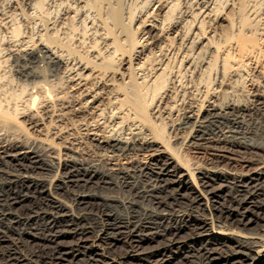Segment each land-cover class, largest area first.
<instances>
[{"label":"bare ground","instance_id":"1","mask_svg":"<svg viewBox=\"0 0 264 264\" xmlns=\"http://www.w3.org/2000/svg\"><path fill=\"white\" fill-rule=\"evenodd\" d=\"M219 1L0 0V264H264V0ZM178 109L200 166L165 132Z\"/></svg>","mask_w":264,"mask_h":264},{"label":"rangeland","instance_id":"2","mask_svg":"<svg viewBox=\"0 0 264 264\" xmlns=\"http://www.w3.org/2000/svg\"><path fill=\"white\" fill-rule=\"evenodd\" d=\"M219 1V0H218ZM221 1V0H220ZM217 2V7L218 8H221L223 5L221 4V2ZM222 3H223V1H222ZM2 4V3H1ZM0 4V14H2V13H4V9H5V12H7L6 10H8V9H6V7H7V5L6 4H4V5H1ZM53 4L54 3H52V6L50 5V7L52 8V7H55V8H53L52 9V11H51V8L49 9V11H50V14H51V16L50 17H55L56 15L54 14L55 12H57L58 11V6L56 5V3H55V5L53 6ZM224 4V3H223ZM4 6V7H3ZM57 7V8H56ZM3 9V10H2ZM57 10V11H56ZM59 12V11H58ZM53 13V14H52ZM54 15V16H53ZM35 28H34V27ZM30 28H31V30H30ZM37 27L34 25V24H30V25H28V29L26 28V30H24L23 31V29H24V27H19V33H24L25 32V34H29V33H33L34 32V29H36ZM35 32H37V29L35 30ZM35 32H34V34H35ZM87 34L88 35H91V32H87ZM88 38H87V40H88V42H87V40L85 41V43H86V45L88 44V43H91V40L93 41V39H91L92 38V36H87ZM5 38V39H4ZM7 41V36H6V32H5V34H4V31H1L0 30V51H1V53H3L4 55H5V49H6V42ZM90 45V44H89ZM99 47H100V45H98ZM5 47V48H4ZM3 54H1V57H2V55ZM3 55V56H4ZM35 59L33 58V62H35V63H37V60H35ZM8 62V61H7ZM41 64V63H40ZM43 64V63H42ZM41 64V65H42ZM45 66H43V68H44ZM44 71H46V72H48L49 71V73H53L55 70H54V68H52V67H46V69H43V72ZM10 80V81H9ZM8 81H9V83H11L12 82V85L11 84H9L10 86L8 87V90H7V92H9V93H11V94H13V95H15L16 93H22V90L25 88L22 84H26V82L24 81H16L15 79H13V77H9L8 78ZM14 81V82H13ZM60 81V80H59ZM59 81H56V83H55V87H57V85H58V87H57V90L59 89L60 90V87L61 88H63V86L62 85H64V83H62L61 81H60V85L61 86H59ZM16 82V83H15ZM19 82V83H18ZM15 83V84H14ZM18 88H16V87ZM14 90H16V92L14 91ZM17 95V94H16ZM219 98V100L220 101H222V102H224L225 100L227 101V99L226 98H224V97H218ZM235 99H237V98H235ZM240 100V99H239ZM241 101L243 102V103H245L246 102V100L244 99V98H241ZM182 111L181 109H178V111H176L177 112V115L175 116V114H171L170 115V117H168V118H165L164 119V121L166 122H164L163 121V123H165L167 126H165V124H164V128H166V130H165V132H167L166 134L168 135V133H170L171 132V129L173 128V129H175V130H173L172 131V133L171 134H169L171 137H173V135H176L175 137H178V141H177V144L175 145V147H176V149H177V152H178V150H179V154H180V156L181 157H183V158H185V160L186 159H188V160H186V162L190 165V166H192V167H194L195 165H197V166H200V165H202V163H203V161L205 160V159H207L208 157H209V151H207V152H201V153H198V152H196V150H194L193 148V150L191 149V148H187V146L185 147V145H182L181 143H179V142H181L182 141V138H186L187 136H189L190 134H191V132H192V127L188 124V125H185V126H182V127H178L177 125H176V122L178 121L177 120V116L180 114V111ZM174 116V117H173ZM63 117L65 118V120L62 122V123H57L56 124V127H61L60 129L58 128V130H61L62 128V132H64V130L66 129L67 131H68V129H70V128H68V127H70V126H72V124L74 123V121H75V119H72V118H69L68 117V115L67 114H65V115H63ZM68 117V118H67ZM173 118V119H172ZM46 123H49V120L48 121H46ZM173 123V124H172ZM53 125V124H52ZM73 125H75V124H73ZM107 129H109L108 131H107ZM65 130V131H66ZM106 131H107V133L109 132V134H111L112 133V128H110V127H107L106 129H105ZM186 130V131H185ZM117 131H119L118 133L120 134V131H122L123 132V134L122 135H124L125 134V131L124 130H117ZM32 132V131H31ZM30 131H28V133H31ZM177 132V133H176ZM77 133V132H76ZM175 133V134H174ZM178 134V135H177ZM189 134V135H188ZM169 135H168V137H169ZM180 135V136H179ZM80 134H73V138L75 139V140H78V142H76L77 143V145H74V146H72V148L71 149H73V150H75L77 153H76V155H77V157H79V158H84V157H86V159L88 160V161H90V162H92V163H94L97 167H100V168H108L109 169V167L107 166H104V162H103V160H101V158H99V157H97V155H98V153H96V152H93V150L89 147V145H87L86 143H84L83 142V140H81L80 139ZM77 137L79 138V139H77ZM82 142V143H80V141ZM171 138H169V144H171ZM59 141H62V143L61 142H59ZM60 143L59 145H60V147L58 146V148H57V150H59L60 151V153L61 154H63V153H68L67 151H65L63 148H65L64 146H63V143H64V140L63 139H60V140H58L57 139V141H56V139L54 140V143L53 144H57V143ZM183 143V142H182ZM247 144H251L250 146H254V147H256V146H261V149L263 148L264 149V143L262 144V143H258V142H255L254 143V141H248V142H246ZM256 143H258V144H260V145H257ZM179 144H181V145H179ZM58 145V144H57ZM256 145V146H255ZM263 145V146H262ZM66 147H68V145H65ZM75 147V148H74ZM182 147V148H181ZM179 148H181V149H179ZM92 150V151H91ZM183 153V154H182ZM88 155V156H87ZM261 155V154H260ZM244 156L243 155H237L236 156V163H235V165L237 166L236 168L238 169H240L241 168V170L242 169H244V170H246V171H250V170H252L253 168H254V166H255V161H254V159L255 158H249L248 156H246V158L248 159H246L245 157L243 158ZM243 158V159H242ZM250 159V160H249ZM242 160V161H241ZM248 161V165H247V167H240V166H238V165H245V164H243V161ZM202 161V162H201ZM252 161V162H251ZM102 162V163H101ZM198 162V163H197ZM239 162V163H238ZM254 162V163H253ZM241 163V164H240ZM97 164H99V165H97ZM102 164V165H101ZM253 165V166H252ZM103 166V167H102ZM196 167V166H195ZM252 167V168H251ZM249 170H248V169ZM104 170H106V169H104ZM110 177H112V178H116V176H110ZM110 178H108V180H109ZM131 181H133L132 179H130ZM122 181V180H121ZM189 183H188V189L186 190V191H183L185 194H187V197H189V196H191L192 194L191 193H193V192H197L196 190H195V186L193 185L194 184V182L193 183H191V180H189L188 181ZM194 186V187H193ZM94 191V190H93ZM98 192H102V193H104V194H109V195H112V196H120V197H122V196H125L126 195V192H123V191H121L120 193L119 192H117V191H114V190H111V189H101L100 191L99 190H97ZM104 191V192H103ZM107 191V192H106ZM188 192V193H187ZM225 195H224V199H226L228 196L226 195L227 193L225 192L224 193ZM258 199L259 198H257V199H255L254 201H253V205L254 206H256V204H258V203H261L262 202V200H260L259 199V202H258ZM227 201V200H226ZM31 204V205H30ZM252 205V206H253ZM30 206H32V203H27V202H25V203H23V204H19V205H17L16 206V209L15 210H17L18 212H22V213H25V211L27 212L28 211V208L30 209L31 207ZM100 206H102V205H99L98 207H99V209L100 210H102V211H105V210H107V211H114V212H116V213H119V214H122V212H123V210L119 207L118 208V206H116L115 204H109L108 206L109 207H104V206H102V207H100ZM105 209V210H104ZM136 210H139L138 208L136 209ZM251 228H253L254 226H250ZM6 248V246L4 245V246H2L1 248H0V252L1 253H3L4 251H5V248ZM19 247H20V250H22L21 252L23 253V251H24V253H26V252H28V251H30L32 248V250H34V248L35 249H39L37 246H34V245H32V246H28V249H26V248H22V246L21 245H19ZM25 247V246H24ZM31 248V249H30ZM26 251H25V250ZM174 250V249H173ZM1 253H0V263H3L4 262V260H6V255H4V256H2L1 255ZM178 254V252H170V253H166V256H170V254ZM220 254H222V252L220 253ZM223 254H226L225 252H223Z\"/></svg>","mask_w":264,"mask_h":264}]
</instances>
